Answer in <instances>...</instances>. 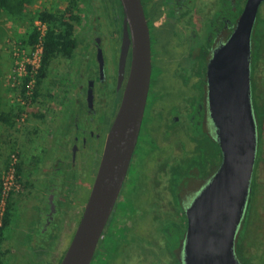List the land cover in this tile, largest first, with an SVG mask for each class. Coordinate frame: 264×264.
Here are the masks:
<instances>
[{
    "label": "flooded vegetation",
    "instance_id": "1",
    "mask_svg": "<svg viewBox=\"0 0 264 264\" xmlns=\"http://www.w3.org/2000/svg\"><path fill=\"white\" fill-rule=\"evenodd\" d=\"M139 5L149 47L147 96L126 177L90 264H185L187 210L223 160L210 112L208 70L239 24L249 36L256 146L233 250L240 264H262L264 0H139ZM77 7V49L68 59L59 133L34 183L20 200L12 198L2 234L0 248L15 212L21 214L15 264L61 262L65 251L58 247L68 246L82 217L129 77L128 68L120 74L122 1L79 0ZM132 55L130 43L124 57L128 67ZM43 217L54 225L46 243L53 245L49 262L22 245Z\"/></svg>",
    "mask_w": 264,
    "mask_h": 264
},
{
    "label": "water",
    "instance_id": "2",
    "mask_svg": "<svg viewBox=\"0 0 264 264\" xmlns=\"http://www.w3.org/2000/svg\"><path fill=\"white\" fill-rule=\"evenodd\" d=\"M121 1L124 51L120 74L128 68L129 77L82 217L59 264L91 263L119 197L140 128L150 70L148 39L139 0ZM130 43L133 55L128 67L124 57ZM208 78L210 112L223 160L187 210L185 264H240L234 254L233 237L246 203L256 146L245 25L239 24L216 53Z\"/></svg>",
    "mask_w": 264,
    "mask_h": 264
},
{
    "label": "rangeland",
    "instance_id": "3",
    "mask_svg": "<svg viewBox=\"0 0 264 264\" xmlns=\"http://www.w3.org/2000/svg\"><path fill=\"white\" fill-rule=\"evenodd\" d=\"M66 3L67 0H30L18 13L8 14L0 10V112L9 111L12 108L21 110L12 128L0 123V185L12 155L22 166L21 174L16 177L18 188L11 191L9 200L12 198L20 200L27 186L34 183L39 164L47 153L48 145L59 133L57 127L65 106L69 61L61 55L51 61L46 77L39 84L38 97L30 104H28L29 101L25 102L20 92L22 87L26 89L24 79L28 77H18L14 74V70L17 63L22 61L29 51L26 43L28 34L36 27L39 12L41 10L62 12ZM78 11L76 7L77 16ZM77 27L75 23L74 29L77 30ZM33 85L35 87L36 77ZM22 226L23 217L16 211L11 225L6 230L5 242L1 247L4 252L3 264L16 263L15 259L19 251L17 230ZM53 227V223L46 224L44 217L40 218L33 233L23 237L22 245L29 249L33 248L35 254L42 255L40 259L49 262L53 245L46 246V243L51 241L54 235ZM67 247V243H63L60 253L64 254ZM262 255L260 261L264 264V252Z\"/></svg>",
    "mask_w": 264,
    "mask_h": 264
},
{
    "label": "trees",
    "instance_id": "4",
    "mask_svg": "<svg viewBox=\"0 0 264 264\" xmlns=\"http://www.w3.org/2000/svg\"><path fill=\"white\" fill-rule=\"evenodd\" d=\"M30 0H0V10L14 14L22 10L23 6L27 5ZM79 0H67L66 7L62 12L53 13L46 10H41L38 14V19L41 23L46 24V30L42 37L43 51L41 56L40 67L36 75V85L30 97L25 95V89L22 87V98L28 104L35 102L38 97V89L40 82L46 77L47 69L51 61L58 55L67 59L74 56L77 49V42L73 36L74 24L78 22L79 18L75 14V9ZM39 31L35 27L28 34L27 45L31 46L37 42ZM27 83L28 79H24ZM24 86V85H23ZM28 98H31L28 100ZM21 110L19 108H12L9 111L0 112V123L12 128L17 120ZM22 166L20 163L15 165V176L21 174ZM11 200L7 201L6 210L3 216L2 226L0 228V246L2 242V234L9 224L10 220ZM3 252L0 248V264L2 263Z\"/></svg>",
    "mask_w": 264,
    "mask_h": 264
},
{
    "label": "built area",
    "instance_id": "5",
    "mask_svg": "<svg viewBox=\"0 0 264 264\" xmlns=\"http://www.w3.org/2000/svg\"><path fill=\"white\" fill-rule=\"evenodd\" d=\"M36 28L39 31L37 42L31 46L27 45V47L29 48V51H27L28 53L23 57L22 61L17 63V67L14 70V74L18 75V77H28V81L25 87L26 96L28 97H30L33 92L34 80L40 67L41 56L43 51L42 37L46 30V24L38 21ZM10 161L11 162L7 168V172L2 178L0 185V228L2 226L3 216L6 210V204L9 200L11 191L15 188H18L15 176V165L17 164V161L13 155L11 156Z\"/></svg>",
    "mask_w": 264,
    "mask_h": 264
},
{
    "label": "crops",
    "instance_id": "6",
    "mask_svg": "<svg viewBox=\"0 0 264 264\" xmlns=\"http://www.w3.org/2000/svg\"><path fill=\"white\" fill-rule=\"evenodd\" d=\"M2 263H3V258H2Z\"/></svg>",
    "mask_w": 264,
    "mask_h": 264
}]
</instances>
